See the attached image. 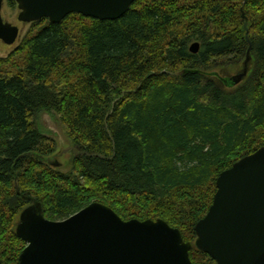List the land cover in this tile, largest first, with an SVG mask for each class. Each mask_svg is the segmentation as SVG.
Listing matches in <instances>:
<instances>
[{"label": "trees", "instance_id": "16d2710c", "mask_svg": "<svg viewBox=\"0 0 264 264\" xmlns=\"http://www.w3.org/2000/svg\"><path fill=\"white\" fill-rule=\"evenodd\" d=\"M245 22L247 74L226 86L209 73L242 69ZM31 25L0 57L1 264H18L25 246L23 197L50 220L95 201L123 220L161 218L193 243L218 174L264 146V0H136L117 19ZM42 111L75 148L65 171L36 156L55 152ZM189 257L213 262L196 248Z\"/></svg>", "mask_w": 264, "mask_h": 264}, {"label": "water", "instance_id": "95a60500", "mask_svg": "<svg viewBox=\"0 0 264 264\" xmlns=\"http://www.w3.org/2000/svg\"><path fill=\"white\" fill-rule=\"evenodd\" d=\"M3 1L0 41L12 45L21 29L3 19ZM14 1L17 20L26 24L42 18L59 23L72 13L97 20L117 19L136 0ZM244 28L248 47L242 69L225 77L209 73L226 86L238 84L247 74L251 42L246 22ZM189 50L197 52L198 43H192ZM61 153L36 156L60 167ZM215 187L207 212L194 226L193 243L184 241L180 230L161 218L123 220L109 206L95 201L65 219L50 220L43 216L37 200L23 197L31 204L20 212L15 228L25 242L18 264H200L189 257L191 248L207 254L214 262L210 264H264V146L222 170Z\"/></svg>", "mask_w": 264, "mask_h": 264}, {"label": "rangeland", "instance_id": "374dc122", "mask_svg": "<svg viewBox=\"0 0 264 264\" xmlns=\"http://www.w3.org/2000/svg\"><path fill=\"white\" fill-rule=\"evenodd\" d=\"M18 8L16 6V3L13 7L9 6L7 3V0L3 1L2 6V17L4 20L19 26L21 29V32L19 34V37L12 45H7L0 41V57L4 58L10 55L14 51V49L20 44L22 38L26 35V33L31 28V23L23 24L17 20L18 15ZM230 72L227 75H233L236 71H238L241 68V65H237L236 67L230 66L227 67ZM36 124L40 128V130L48 137L52 138L55 142V152L54 153H61L58 157V161L61 163V166L59 167L61 170L68 169L69 161L71 160L73 156V152L71 148L73 147L71 141L66 136L64 129L56 116L55 113L51 112H44L42 111L36 118ZM195 262V261H194ZM200 263V262H196ZM213 262H207V263H200V264H210Z\"/></svg>", "mask_w": 264, "mask_h": 264}, {"label": "bare ground", "instance_id": "6f19581e", "mask_svg": "<svg viewBox=\"0 0 264 264\" xmlns=\"http://www.w3.org/2000/svg\"><path fill=\"white\" fill-rule=\"evenodd\" d=\"M192 43H194V42H192ZM192 43H191V44H192ZM191 44L189 45V48H190ZM198 48H199V45H198ZM195 53H196V52H195Z\"/></svg>", "mask_w": 264, "mask_h": 264}]
</instances>
